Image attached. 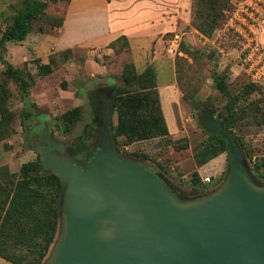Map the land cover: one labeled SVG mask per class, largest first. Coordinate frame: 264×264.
I'll return each instance as SVG.
<instances>
[{
    "label": "rangeland",
    "instance_id": "rangeland-1",
    "mask_svg": "<svg viewBox=\"0 0 264 264\" xmlns=\"http://www.w3.org/2000/svg\"><path fill=\"white\" fill-rule=\"evenodd\" d=\"M67 3L66 0L57 3L49 1L43 15L34 20L32 35L51 32L55 27H60ZM22 6L21 0H0V36L13 22ZM187 37L174 52L178 84L182 93L180 104L174 106L177 114V135L135 143L126 149L123 138L113 140L117 113L112 110V106L108 120L113 147L120 157L140 162L148 170L157 173L166 187L183 200L197 203L200 196L209 193L208 190L204 191L203 188L191 184L192 173L196 169L194 155L202 148L210 133L203 126L201 116L206 109H211L217 121L226 123L225 105L228 100L214 88L213 76L219 74L225 77L232 96L240 98L236 106L239 110H245V116L244 120L235 124L232 132L238 145L244 150L248 148L256 161H264V92L259 90L247 95L250 82L247 74L238 68L232 58L220 63L221 60L216 56L217 47H223L222 42L226 46H232V38H218L215 34L206 38L198 31H191ZM124 56L105 58L106 63L112 65L111 78L104 79L98 75L94 77L93 80L100 82L99 86L103 89L100 92L102 100L98 98L97 87L95 89L90 84L92 79L80 81L82 83L79 84L69 74V63L74 60L77 63L86 61L84 50L76 49L72 53L53 55L56 68L48 76L38 75L37 58L29 60L26 70L32 73L33 85L26 100L20 95L17 84L3 75L0 64V86L3 87L1 94L5 95L2 102L5 116L3 117V110L0 108V122L3 118L7 121L3 127L6 131L0 128L3 132L0 134V168L6 167L9 173L19 176L23 166L39 160L37 143H42L43 131L48 128L53 137L65 144L66 151L62 156L86 169L98 147L103 109L112 102L118 87L124 84L123 66L128 62ZM121 64L123 66L120 68ZM67 77L70 81H67ZM172 77L171 70L166 68L161 83L170 82ZM64 84L66 87H63ZM146 96L149 101L154 99L153 93ZM78 106L83 112L79 121L69 124L61 119L63 113ZM245 168L252 184L259 186L252 181L251 173L261 185L264 184V178L261 179L260 174L255 173L253 165ZM198 171L202 175L222 174L223 177L215 185L218 186L231 173L228 154L220 155ZM110 231L118 236V228L111 227ZM64 232L65 223L61 220L54 243L42 264L54 262L55 250L64 241ZM0 264L9 263L0 259Z\"/></svg>",
    "mask_w": 264,
    "mask_h": 264
},
{
    "label": "water",
    "instance_id": "water-1",
    "mask_svg": "<svg viewBox=\"0 0 264 264\" xmlns=\"http://www.w3.org/2000/svg\"><path fill=\"white\" fill-rule=\"evenodd\" d=\"M110 113L107 104L98 151L86 169L62 156L66 146L52 139L48 128L37 143L43 169L65 184L64 241L52 264H264V184L250 172L259 186L252 184L246 151L213 110L206 109L201 122L226 140L231 173L197 203L183 200L140 162L116 153ZM111 227L118 228V236Z\"/></svg>",
    "mask_w": 264,
    "mask_h": 264
},
{
    "label": "trees",
    "instance_id": "trees-1",
    "mask_svg": "<svg viewBox=\"0 0 264 264\" xmlns=\"http://www.w3.org/2000/svg\"><path fill=\"white\" fill-rule=\"evenodd\" d=\"M21 1L22 9L1 32L0 62L5 66L3 75L17 84L20 95L26 100L33 85L32 73L26 70V66L13 67L4 59L3 49L7 42H22L26 39L34 20L43 15L49 1L57 3L62 0ZM229 8L230 0H193L192 25L202 36L210 38L222 28L225 12ZM70 52L72 50L61 54ZM55 68L56 61L51 57L48 64L37 65L38 75L48 76ZM122 79L124 84L118 87L113 98V111L117 113L113 140L123 138L124 145L128 146L170 135L157 90L155 69L147 67L138 73L134 64L126 63ZM213 81L214 88L228 100L225 105L226 130L233 135V127L238 121L244 120L245 110L237 108L240 98L232 96L225 77L215 74ZM248 85L247 95L261 90L251 81ZM136 86L139 89H134ZM2 90L0 86V108L4 117L2 102L5 95L1 94ZM150 93L154 94L152 101L146 96ZM82 114V109L76 107L63 113L61 119L74 124L81 119ZM1 122L0 128L4 130L7 121L3 118ZM0 134H3L1 130ZM245 151L251 161V151L248 148ZM225 153L228 154L226 140L218 134L209 133L202 148L194 155L196 169L192 173V186L206 190L197 169ZM253 166L260 171L262 162L256 161ZM7 169L0 168V258L10 264H42L55 240L63 215L65 184L52 171L44 170L40 159L23 166L19 176L9 173Z\"/></svg>",
    "mask_w": 264,
    "mask_h": 264
},
{
    "label": "crops",
    "instance_id": "crops-1",
    "mask_svg": "<svg viewBox=\"0 0 264 264\" xmlns=\"http://www.w3.org/2000/svg\"><path fill=\"white\" fill-rule=\"evenodd\" d=\"M192 20L193 0H70L60 27L40 35H32V28L24 41L7 42L3 55L13 67L24 68L33 57L39 64H48L53 55L67 50H84L86 61L69 63V74L79 84L92 79L91 86L98 90L100 82L93 80L96 75L111 78L112 65L106 63V57L125 55L127 63L134 64L139 73L152 67L157 73V90L167 126L170 135L175 137L177 114L174 106L180 104L182 93L174 52L191 31L197 32ZM0 64L4 72L5 66ZM166 68L171 70L173 77L170 82L161 83ZM66 79L70 81L68 77ZM260 162L261 170L254 171L263 179L264 161ZM216 184L203 186L204 191Z\"/></svg>",
    "mask_w": 264,
    "mask_h": 264
},
{
    "label": "built area",
    "instance_id": "built-area-1",
    "mask_svg": "<svg viewBox=\"0 0 264 264\" xmlns=\"http://www.w3.org/2000/svg\"><path fill=\"white\" fill-rule=\"evenodd\" d=\"M216 36L233 40L232 46L222 42L223 47H217L220 63L234 59L249 80L264 91V0H230V8L225 12L223 26ZM249 162L255 163V159ZM220 178V174L202 175L201 182L203 186L211 187Z\"/></svg>",
    "mask_w": 264,
    "mask_h": 264
},
{
    "label": "flooded vegetation",
    "instance_id": "flooded-vegetation-1",
    "mask_svg": "<svg viewBox=\"0 0 264 264\" xmlns=\"http://www.w3.org/2000/svg\"><path fill=\"white\" fill-rule=\"evenodd\" d=\"M102 91H103V89H102V88H99V92L97 93V94H98V98H99V100H102V96H101V94H100V92H102ZM110 104H111V106L113 105V99H112V102L110 101ZM112 110H113V107H112ZM44 132H45V131H43L42 142H43V139H44ZM49 132H50V135H51V138H52V139H56L58 142H60L57 138L53 137L51 131H49ZM94 151H98V147H97V149H95ZM82 167H83V166H82ZM83 168H84V167H83ZM217 182H218V180H216L214 183L216 184Z\"/></svg>",
    "mask_w": 264,
    "mask_h": 264
}]
</instances>
